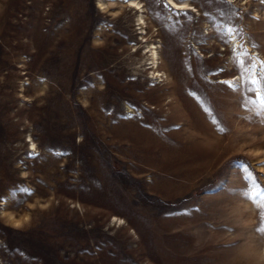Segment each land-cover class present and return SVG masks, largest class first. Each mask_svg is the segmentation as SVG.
<instances>
[{
  "label": "rangeland",
  "instance_id": "rangeland-1",
  "mask_svg": "<svg viewBox=\"0 0 264 264\" xmlns=\"http://www.w3.org/2000/svg\"><path fill=\"white\" fill-rule=\"evenodd\" d=\"M174 1L0 0V264H264V3Z\"/></svg>",
  "mask_w": 264,
  "mask_h": 264
},
{
  "label": "bare ground",
  "instance_id": "bare-ground-1",
  "mask_svg": "<svg viewBox=\"0 0 264 264\" xmlns=\"http://www.w3.org/2000/svg\"><path fill=\"white\" fill-rule=\"evenodd\" d=\"M170 4H172L173 6H177V7H179V5H180V7L181 8H183V9H185L186 11H188V12H190V13H193V15H194V17H197L198 16V9H196L194 6H190L188 3H177V2H175L174 0H167ZM240 1V0H239ZM131 4H132V6H134L135 8H137L138 10L140 9V7L138 6V2H134V1H132L131 2ZM179 7V8H180ZM142 12H139V16H138V21H141V14ZM209 23L206 21V20H203L202 22H201V27H202V29H204L205 31H207V29L209 28L210 29V27H209ZM209 31V30H208ZM233 48H234V52H235V50H237V45H236V43H234L233 44V46H232ZM176 50V49H175ZM175 53H176V51H175ZM174 53V54H175ZM178 53V52H177ZM232 54H234V53H232ZM157 56V54H155V51H152L151 52V60H152V63H154V56ZM176 56V58H177V55L178 54H175ZM231 54H225L224 55V59L223 60H219L221 63H224V68H227V66L229 65L228 64V61H229V59H230V57L232 56H230ZM179 58V57H178ZM183 58V57H182ZM179 60V59H178ZM184 62V61H183ZM253 63H255L256 64V66H258L259 67V62L256 60V59H254L253 60ZM243 64V63H242ZM241 65V64H240ZM242 67H243V65H242ZM241 68V67H240ZM256 77V76H255Z\"/></svg>",
  "mask_w": 264,
  "mask_h": 264
},
{
  "label": "snow or ice",
  "instance_id": "snow-or-ice-1",
  "mask_svg": "<svg viewBox=\"0 0 264 264\" xmlns=\"http://www.w3.org/2000/svg\"><path fill=\"white\" fill-rule=\"evenodd\" d=\"M261 2L264 3V0H261ZM230 31H231V29H230ZM253 83H255V81H253ZM113 219L115 221L118 218L117 217H114ZM124 222H125L124 220H122V219L120 220V224H123Z\"/></svg>",
  "mask_w": 264,
  "mask_h": 264
}]
</instances>
